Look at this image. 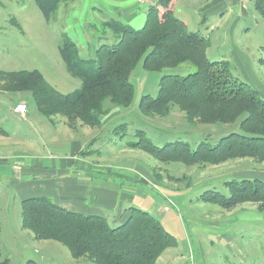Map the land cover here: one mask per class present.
<instances>
[{
    "label": "rangeland",
    "instance_id": "obj_1",
    "mask_svg": "<svg viewBox=\"0 0 264 264\" xmlns=\"http://www.w3.org/2000/svg\"><path fill=\"white\" fill-rule=\"evenodd\" d=\"M259 1L262 0H172L168 7L189 30L210 39L207 52L211 60L226 57L232 75L251 84L264 98V65L259 63L264 52L256 46H264V13L258 8ZM155 2L67 0L60 2L54 14L47 18L36 0H0V71L37 69L62 93H71L82 84L67 71L62 58L60 44L64 34L76 42L82 57L96 58L101 45L117 42L122 35L105 27V22L117 19L141 28L149 5ZM159 10L167 11L163 7ZM196 70L191 63L163 71H147L142 62L137 64L131 76L135 87L133 103L120 108L108 102L106 107L111 111L105 115L102 126L82 124L79 127L86 144L81 156L103 163L95 176L104 185L117 187L118 195L126 193L132 198L129 204L123 201L125 208L130 205L158 216L174 235L176 245L165 250L157 264H264V202L248 201L227 208L200 198L208 189L230 195L226 182L234 179L264 181V161L246 157L220 164L188 165L181 161L163 162L143 149L127 146L128 142L139 139V130L157 146L184 140L192 148L206 139L215 144L223 136L241 132L240 120L231 124L191 123L175 105L165 115H146L139 108L143 95H158L164 74L186 75ZM18 100L37 113L34 126L41 129L39 133L49 142L42 147L44 152L56 156L70 152L61 143L51 144L53 136L60 138L67 130L61 123L65 117L38 113L28 91H0V133L5 130L11 134L3 142L8 146L2 145L0 150L23 151L25 143L18 140L36 135L25 126L18 128V121L10 114ZM93 137L96 139L90 144ZM27 163L18 158L0 163V260L9 258V264H95L88 258L72 257L69 248L58 241L35 239L32 231L23 229L21 202L31 193L24 195L22 190L29 180V172H19L13 166ZM62 165L58 179L66 183L65 164ZM51 172L54 171L47 170L49 175ZM85 174L88 179L89 174ZM72 176L71 172L69 177ZM42 195L59 202L49 193ZM106 216L113 227L127 219V216L120 219L112 210L106 211Z\"/></svg>",
    "mask_w": 264,
    "mask_h": 264
},
{
    "label": "trees",
    "instance_id": "obj_2",
    "mask_svg": "<svg viewBox=\"0 0 264 264\" xmlns=\"http://www.w3.org/2000/svg\"><path fill=\"white\" fill-rule=\"evenodd\" d=\"M62 1L67 0H36L47 18ZM156 1L149 5L141 28L117 19L105 22V27L122 35L117 42L101 45L96 58L82 57L76 42L64 34L60 52L67 71L81 80L80 88L62 93L34 69L0 71V91L30 92L38 113L47 117L62 115L71 128H76L77 122L99 127L111 111L106 107L108 102L120 108L133 103L135 87L131 76L137 64L142 62L147 71H163L191 63L197 67L194 72L164 74L158 95H143L139 108L146 115H165L175 105L191 123L231 124L240 120L241 132L223 136L215 144L206 139L192 148L184 140L157 146L139 130V139L127 146L143 149L163 162L188 165L220 164L246 157L264 161V98L260 92L234 77L228 61L209 58L210 39L189 30L173 14L168 7L172 0ZM160 7L167 11L161 13ZM261 50L264 52V46ZM259 63L264 65V56ZM226 184L230 195L208 189L200 198L227 208L248 201L264 202L262 179H234ZM127 211V219L113 227L106 216L66 209L47 196L35 195L21 202L23 229L32 231L35 239L62 243L76 259L88 258L95 264H157L177 240L158 216L134 206ZM0 264H9V258L0 260Z\"/></svg>",
    "mask_w": 264,
    "mask_h": 264
},
{
    "label": "crops",
    "instance_id": "obj_3",
    "mask_svg": "<svg viewBox=\"0 0 264 264\" xmlns=\"http://www.w3.org/2000/svg\"><path fill=\"white\" fill-rule=\"evenodd\" d=\"M258 8L262 9L263 11L261 12L264 13V0L258 2ZM256 46L259 48L263 47L261 44H256ZM223 59L227 60L226 57ZM18 102L22 103L24 101L18 100L10 114L14 115V118L18 121V128L19 126H25L30 133L33 132L36 135L31 134L32 137L28 139L18 140L20 143H25L23 151L16 152L15 150L13 151L9 149L0 150V163L8 162V159L15 160L16 158L25 159L28 162L24 166H20V164H15L13 166L16 170H19V172H23L24 170L29 172V180H27V183L24 185L25 188L22 190V193L24 195H26V193L31 194L25 196L24 199L33 197L31 195L35 194L45 196L42 194L49 193L58 199L59 202L57 204H60L61 206L63 205L64 208L75 212L79 211L85 214L90 213L106 216V211L112 210L116 212V215H118L120 219H123L126 216L128 217L129 213L127 210L130 205H126L129 207L125 208L123 201L128 202L129 204V200H132V198L127 196L126 193L121 196L118 195L120 191H118L117 187L113 189L104 185L102 180H97L98 178H96L95 172L100 171L103 167L101 161L98 162L97 159H92V161L90 159L86 160V157L81 156V153L85 151L84 145H86L84 144L85 140L80 135L79 127L82 124L79 123L80 125H78L77 128H71L67 125L66 118H62L61 123L67 127V130L62 132L60 138L58 135L56 138H53V136L51 144H54V142L61 143L63 146H68L70 152H65L64 156H56L52 153L46 154L42 147H46L49 142L47 140L44 141L43 136L39 133L41 129L34 126V120L37 113H35L34 109L28 104L26 114L18 113L15 109ZM45 128L46 127H44V130ZM10 138L11 134L2 130V133H0V147L2 145L8 146L7 143L4 144L3 142H7ZM95 139L96 138L94 137L91 138L90 144H93ZM63 163L65 164L66 183H63L62 180L58 179L61 169L63 168ZM49 169L54 171L51 172V175L47 173V170ZM71 172L74 176L69 177ZM86 172L89 174L88 179L84 177ZM51 177L52 179L50 180ZM123 210L125 211L123 212Z\"/></svg>",
    "mask_w": 264,
    "mask_h": 264
},
{
    "label": "built area",
    "instance_id": "obj_4",
    "mask_svg": "<svg viewBox=\"0 0 264 264\" xmlns=\"http://www.w3.org/2000/svg\"><path fill=\"white\" fill-rule=\"evenodd\" d=\"M15 109H16V111H18V113L20 112L21 114H26V112H27V107L21 103L16 105ZM166 209H168V208H166Z\"/></svg>",
    "mask_w": 264,
    "mask_h": 264
}]
</instances>
